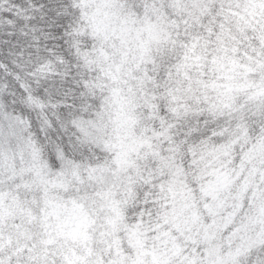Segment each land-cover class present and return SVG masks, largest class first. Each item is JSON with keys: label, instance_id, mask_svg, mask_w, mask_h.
<instances>
[{"label": "snow or ice", "instance_id": "6c2138e0", "mask_svg": "<svg viewBox=\"0 0 264 264\" xmlns=\"http://www.w3.org/2000/svg\"><path fill=\"white\" fill-rule=\"evenodd\" d=\"M0 264H264V0H0Z\"/></svg>", "mask_w": 264, "mask_h": 264}]
</instances>
